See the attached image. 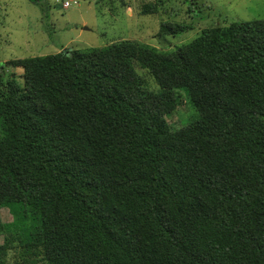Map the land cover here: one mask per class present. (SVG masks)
Here are the masks:
<instances>
[{
    "label": "trees",
    "instance_id": "16d2710c",
    "mask_svg": "<svg viewBox=\"0 0 264 264\" xmlns=\"http://www.w3.org/2000/svg\"><path fill=\"white\" fill-rule=\"evenodd\" d=\"M172 53L120 39L0 66L24 70H0V207L15 213L0 264L16 247L42 264H264V19ZM183 106L197 115L174 127Z\"/></svg>",
    "mask_w": 264,
    "mask_h": 264
},
{
    "label": "rangeland",
    "instance_id": "374dc122",
    "mask_svg": "<svg viewBox=\"0 0 264 264\" xmlns=\"http://www.w3.org/2000/svg\"><path fill=\"white\" fill-rule=\"evenodd\" d=\"M147 3L157 4L158 12L143 13ZM254 19H264V0H0V66L12 59L57 53L66 48L86 50L120 39L139 40L173 52L170 60L178 63L175 53L184 52L203 28ZM163 22L191 28L160 35ZM0 70L6 78L15 73L23 83L21 66L6 65ZM187 114L183 106L167 119L179 127L187 121ZM188 115L189 121L197 112L191 108ZM14 214L10 206L0 207L2 221L10 223ZM24 255L16 247L8 253L6 264H42L27 262Z\"/></svg>",
    "mask_w": 264,
    "mask_h": 264
}]
</instances>
